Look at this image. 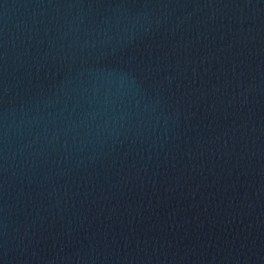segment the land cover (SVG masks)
I'll use <instances>...</instances> for the list:
<instances>
[{"label": "water", "instance_id": "1", "mask_svg": "<svg viewBox=\"0 0 264 264\" xmlns=\"http://www.w3.org/2000/svg\"><path fill=\"white\" fill-rule=\"evenodd\" d=\"M0 264H264V0H0Z\"/></svg>", "mask_w": 264, "mask_h": 264}]
</instances>
